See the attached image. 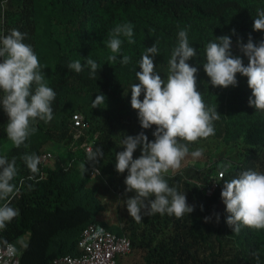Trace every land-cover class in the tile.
<instances>
[{"label":"trees","instance_id":"obj_1","mask_svg":"<svg viewBox=\"0 0 264 264\" xmlns=\"http://www.w3.org/2000/svg\"><path fill=\"white\" fill-rule=\"evenodd\" d=\"M262 9L264 0H0V35L14 28L26 34L24 43L46 66L42 71L56 93L53 119L37 122L38 131L26 141L28 147L16 148L9 140L8 116L0 107V156L16 158L18 176L13 183L19 188L11 200L19 216L0 229V242L15 247L20 264H51L60 256H79L80 235L90 224L129 239L130 253L119 256L117 264H264V229L242 226L239 233L232 232L220 197L223 183L240 172L264 173V110L249 106L247 77L238 73L237 86L213 87L203 70L206 44L225 35L232 41V54L247 66L238 41L247 43L251 36L259 43L264 38V32L253 30V19ZM126 22L134 25L135 44L121 37L119 55H129L131 62L109 65V34ZM183 28L197 50L188 61L198 69L197 89L205 104L216 106L221 116L214 121V135L192 143L181 141L189 147L181 164L194 161L197 166L170 169L165 176L170 186L185 192L194 210L183 218L144 214L136 222L125 205L135 193H125L127 171L115 170V157L124 150V135L144 132L152 141L156 126L140 127L137 111L130 105V86L138 83L135 72L140 71L145 48L155 42L156 71L167 79L168 60ZM86 58L101 64L95 77ZM75 60L84 65L79 73L68 67ZM98 94L106 97L105 106L92 108ZM74 113L81 114L88 126L77 139L70 127ZM90 143L93 150L99 147L104 153L95 162L83 150ZM197 149L203 150L202 155L193 157ZM45 151L52 157L40 178L21 157ZM140 154L138 146L133 158ZM225 164L230 169L222 177ZM92 168L99 169V175L90 178ZM212 184L214 190L208 195ZM205 217L210 219L206 222ZM24 236L27 241L22 246Z\"/></svg>","mask_w":264,"mask_h":264},{"label":"clouds","instance_id":"obj_2","mask_svg":"<svg viewBox=\"0 0 264 264\" xmlns=\"http://www.w3.org/2000/svg\"><path fill=\"white\" fill-rule=\"evenodd\" d=\"M134 25L131 22L117 24L110 32L107 48L111 54L108 64L119 60L121 65L131 62L129 55L120 57L122 39L128 44H135ZM253 30L264 32V9L259 10L253 19ZM233 34L235 30H232ZM24 33L11 29L7 35H0V107L8 116L7 136L16 148L28 147L26 141L38 131V121L45 123L53 119L52 102L55 91L48 86V80L42 71V65L31 45L24 43ZM230 36H220L210 40L205 47L206 62L203 70L213 87L227 88L238 84L236 75L247 77L251 96L248 104L256 110H264V38L254 43L249 36L247 43L238 45L247 57V66L240 56L231 52ZM188 39V30L178 32V44L168 60L167 79L156 71L153 58L159 54L157 42L146 47L139 62L140 71L135 72L138 83L130 86V105L137 111L142 129L155 125L152 132L154 140L149 141L141 132L135 136L124 135L121 140L123 151L116 153L115 170L127 171L124 179L125 193L135 195L125 199L126 210L136 222H141L144 214H168L183 218L194 210V205L187 202L185 192L170 186L166 174L176 170L181 161L189 154L188 143L215 134L214 121L220 118L215 107L205 104L203 95L197 89V67L188 63L197 56ZM86 65L93 77L101 64L86 58ZM68 67L79 73L84 65L75 60ZM143 93V99H140ZM106 97L96 95L92 108L105 106ZM185 141V142H181ZM140 147V156L133 158V153ZM203 150L191 153L200 157ZM102 149H89L88 159L95 162L102 158ZM31 173L39 172L40 157L26 153L22 157ZM221 176L229 172L230 165H222ZM99 174V169L95 170ZM18 176L16 158L9 160L0 156V229L19 216V209L11 205L19 188L13 181ZM225 206L226 223L232 232L239 233L241 227L255 230L264 229V173L248 169L223 183L220 192ZM202 207V206H201ZM210 218L205 217L207 222ZM217 222L219 215H216Z\"/></svg>","mask_w":264,"mask_h":264},{"label":"built area","instance_id":"obj_3","mask_svg":"<svg viewBox=\"0 0 264 264\" xmlns=\"http://www.w3.org/2000/svg\"><path fill=\"white\" fill-rule=\"evenodd\" d=\"M70 127L73 132H77L74 135L76 139L81 136L80 130L83 127L88 128L79 113L72 114ZM90 148L92 149L91 143L83 148L87 155ZM38 156L41 161L38 174L42 178V170L48 159L52 157V153L45 151ZM95 170V168L90 170V178L97 176ZM214 187L215 184H212L208 188V195L212 193ZM78 248L81 251L79 256H60L53 259L51 264H117V258L130 253L131 250L130 241L125 235L117 236L97 224H90L82 231ZM0 264H20L12 244L3 245L0 242Z\"/></svg>","mask_w":264,"mask_h":264},{"label":"rangeland","instance_id":"obj_4","mask_svg":"<svg viewBox=\"0 0 264 264\" xmlns=\"http://www.w3.org/2000/svg\"><path fill=\"white\" fill-rule=\"evenodd\" d=\"M55 150V149H54ZM193 166V167H196L197 166V163H195L194 161H185L184 163L181 164L180 167H183V166ZM27 240V236H24L22 239H21V245L23 246V244H25Z\"/></svg>","mask_w":264,"mask_h":264},{"label":"crops","instance_id":"obj_5","mask_svg":"<svg viewBox=\"0 0 264 264\" xmlns=\"http://www.w3.org/2000/svg\"><path fill=\"white\" fill-rule=\"evenodd\" d=\"M27 241V240H26ZM26 243V242H25ZM24 245V244H23Z\"/></svg>","mask_w":264,"mask_h":264}]
</instances>
